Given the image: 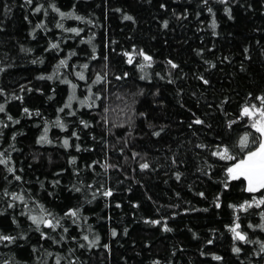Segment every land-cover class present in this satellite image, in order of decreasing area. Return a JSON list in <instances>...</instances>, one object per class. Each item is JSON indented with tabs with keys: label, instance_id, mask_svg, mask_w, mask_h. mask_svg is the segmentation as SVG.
I'll use <instances>...</instances> for the list:
<instances>
[{
	"label": "trees",
	"instance_id": "1",
	"mask_svg": "<svg viewBox=\"0 0 264 264\" xmlns=\"http://www.w3.org/2000/svg\"><path fill=\"white\" fill-rule=\"evenodd\" d=\"M261 98L264 0H0V264H264Z\"/></svg>",
	"mask_w": 264,
	"mask_h": 264
},
{
	"label": "snow or ice",
	"instance_id": "2",
	"mask_svg": "<svg viewBox=\"0 0 264 264\" xmlns=\"http://www.w3.org/2000/svg\"><path fill=\"white\" fill-rule=\"evenodd\" d=\"M37 11H39V9H37ZM64 15H65L64 13H61V16ZM124 18L126 20L132 19L130 16H125ZM77 19H80V17H77ZM213 27H215V24H213ZM72 31H76V30L73 29ZM53 47H56V45H53ZM141 55H143V53H141ZM144 59L150 61L151 57L144 55ZM131 62H132V58L131 56H129V63ZM61 63H63V61ZM173 67H175V65H173ZM261 99H262V103H264V98ZM3 110H4L3 106L0 105V112H2ZM258 111L260 112L261 119L255 121L252 127L255 128L256 132H258L260 134V137H262L261 139H259V146L255 151H249L248 154L245 156V158L240 159L237 163H235L232 167L228 168L227 170L230 179H239L241 177L246 179L248 182L247 190L249 192H255L258 191L259 189H264V110H258ZM254 114L255 113L248 107H245L242 112V115L244 116H253ZM196 123H202V121L197 120ZM247 141H248V137L247 135H245V137L241 139L240 143L242 146H246ZM65 145L67 146V141H65ZM227 152L228 150L225 149L223 152L216 153V155L221 156L223 159H233V157H230L227 154ZM0 163H3V161H0ZM142 167L146 168L148 167V165L145 164L142 165ZM110 194H111L110 192L105 193V195H110ZM260 203H264V200L260 201ZM72 215H76V213L73 212ZM32 219L37 224L41 222L37 220L36 217H32ZM154 223H159V222L156 221ZM238 228L239 225H236L234 228L231 229V231L233 232L235 239L243 241L245 240V235L241 234L238 231ZM113 235H115V232H113ZM3 239L10 240L11 238L3 237ZM85 239H87V237H85ZM233 251L239 252V248H235L233 249ZM262 251H264V248H262ZM216 259H220V258L216 257Z\"/></svg>",
	"mask_w": 264,
	"mask_h": 264
},
{
	"label": "rangeland",
	"instance_id": "3",
	"mask_svg": "<svg viewBox=\"0 0 264 264\" xmlns=\"http://www.w3.org/2000/svg\"><path fill=\"white\" fill-rule=\"evenodd\" d=\"M255 114L253 115V116H248V119H249V122H250V125H251V127H252V125H253V123L255 122V121H258V120H260L261 119V116H260V112L258 111V110H260V109H251ZM253 128V127H252ZM253 129H255V128H253ZM259 136H260V134H259ZM262 137H260V139H261ZM259 146V145H258ZM257 146V147H258ZM257 149V148H256ZM256 149H254V150H252V151H255ZM248 154V153H247ZM246 154V155H247ZM246 155H244L242 158H240V159H243V158H245V156ZM240 159H238L237 161H235V162H233L230 166H229V168L230 167H232L235 163H237ZM228 170V169H227ZM227 173H228V171H227ZM229 176V175H228ZM241 178H243V177H241ZM244 179V178H243ZM245 180V179H244ZM246 189H248V183L246 182Z\"/></svg>",
	"mask_w": 264,
	"mask_h": 264
},
{
	"label": "water",
	"instance_id": "4",
	"mask_svg": "<svg viewBox=\"0 0 264 264\" xmlns=\"http://www.w3.org/2000/svg\"><path fill=\"white\" fill-rule=\"evenodd\" d=\"M245 181L247 182V180L245 179ZM248 183V182H247Z\"/></svg>",
	"mask_w": 264,
	"mask_h": 264
}]
</instances>
